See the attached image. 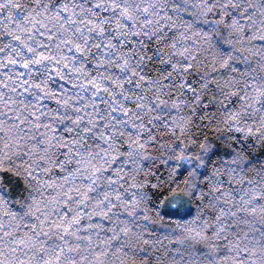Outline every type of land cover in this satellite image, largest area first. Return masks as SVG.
Segmentation results:
<instances>
[{
    "label": "clouds",
    "instance_id": "clouds-1",
    "mask_svg": "<svg viewBox=\"0 0 264 264\" xmlns=\"http://www.w3.org/2000/svg\"><path fill=\"white\" fill-rule=\"evenodd\" d=\"M0 264H264V0H0Z\"/></svg>",
    "mask_w": 264,
    "mask_h": 264
}]
</instances>
